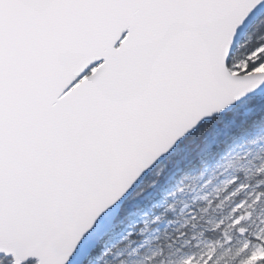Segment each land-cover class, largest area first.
<instances>
[{
	"label": "snow or ice",
	"instance_id": "obj_1",
	"mask_svg": "<svg viewBox=\"0 0 264 264\" xmlns=\"http://www.w3.org/2000/svg\"><path fill=\"white\" fill-rule=\"evenodd\" d=\"M0 264H264V0H0Z\"/></svg>",
	"mask_w": 264,
	"mask_h": 264
}]
</instances>
